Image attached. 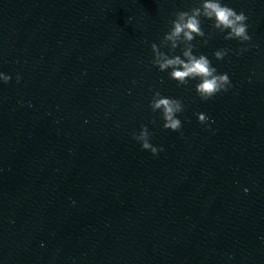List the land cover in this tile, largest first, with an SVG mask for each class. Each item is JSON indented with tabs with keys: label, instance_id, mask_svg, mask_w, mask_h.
Returning <instances> with one entry per match:
<instances>
[{
	"label": "water",
	"instance_id": "obj_1",
	"mask_svg": "<svg viewBox=\"0 0 264 264\" xmlns=\"http://www.w3.org/2000/svg\"><path fill=\"white\" fill-rule=\"evenodd\" d=\"M195 4L0 0V264H34L159 72L151 44Z\"/></svg>",
	"mask_w": 264,
	"mask_h": 264
},
{
	"label": "clouds",
	"instance_id": "obj_2",
	"mask_svg": "<svg viewBox=\"0 0 264 264\" xmlns=\"http://www.w3.org/2000/svg\"><path fill=\"white\" fill-rule=\"evenodd\" d=\"M174 15L175 18L170 21L171 27L163 35L160 44H151L153 66L161 72L171 69L169 78L175 80L178 85H187L191 80L199 81L195 85V91L202 101H208L218 93L227 92L232 87L228 74H218L207 56L194 55L195 45L192 41L200 37L203 43L207 44L208 39L212 37L213 33H208V38H205L206 34L202 28L204 18L213 21L212 28L216 32L226 33L225 40L249 42L252 37L247 30L248 17L243 11L237 13L233 8L223 4L222 0H196V4L189 10L177 11ZM162 48H168L171 52L180 48L181 55L170 56L162 51ZM229 51L230 49H219L213 55L217 60H223ZM241 51H247V48ZM20 79L17 75V83ZM10 80L9 75L0 72V81L6 84ZM149 107L153 113L157 111L161 113L164 129L180 132L182 122L177 116L185 110L182 100L164 97L160 91H155ZM197 118L201 124L208 121V117L203 113H197ZM152 123L154 124L155 120ZM151 136L147 125H141L139 133H132V138L141 144L142 149L150 151L155 156L164 149L153 146L150 143Z\"/></svg>",
	"mask_w": 264,
	"mask_h": 264
}]
</instances>
